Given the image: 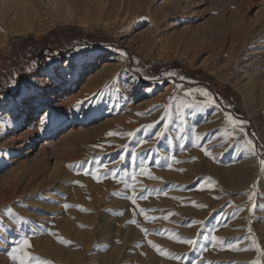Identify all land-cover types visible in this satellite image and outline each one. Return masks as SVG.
Instances as JSON below:
<instances>
[{"label": "rangeland", "instance_id": "rangeland-1", "mask_svg": "<svg viewBox=\"0 0 264 264\" xmlns=\"http://www.w3.org/2000/svg\"><path fill=\"white\" fill-rule=\"evenodd\" d=\"M66 1L0 0L2 124L52 69L0 127V264H264V0Z\"/></svg>", "mask_w": 264, "mask_h": 264}, {"label": "bare ground", "instance_id": "bare-ground-1", "mask_svg": "<svg viewBox=\"0 0 264 264\" xmlns=\"http://www.w3.org/2000/svg\"><path fill=\"white\" fill-rule=\"evenodd\" d=\"M71 1L73 2V0H70V1L67 0L66 1V5L72 7L73 3ZM101 1H104V3L107 2L105 0H101ZM64 2H65V0H64ZM77 2H79V1L77 0ZM117 2H118L117 0H110L111 7H115V5L117 4ZM95 11H96V8L95 9H92V11H90V12L91 13H95ZM87 12H89L88 9H87ZM135 13L136 12H134V14ZM150 18L153 21H157L155 19V17H154L153 14H151ZM136 20H137L138 24H141V23L144 22L143 19L140 16H138L136 18ZM178 25H179V23L177 24V26ZM105 55H106L105 58L107 60H114V59H116L118 57V55L115 54V53H107ZM78 58H79V55H74V56H72L70 58H66L64 60H60L59 62H60L61 65H64V64H68L72 60L73 61H77ZM78 69H79V67H76V70H78ZM51 70L45 69V70L41 71L40 73H38L37 75H35V76H33V77H31L29 79L33 83V85L32 84H27L18 95H15L13 97V101L15 103H17V106L15 108H13L14 112L11 115H8L6 118H2L3 124L0 122V127L2 126L6 130H9L10 129V125L13 124L14 121L15 122L17 121L16 123L19 124V125L24 124L25 123V116L28 114L31 106H34V105L35 106L44 105L50 99V94L48 95V93L46 91H44V90L43 91L38 90V87L37 86L41 83V81L44 79V77L46 76V74L49 71H51ZM71 74H72V72L69 75L68 74L67 75H64V77H68L69 76L68 79H70V77L72 76ZM58 79L59 78L54 79V80H58ZM46 84L47 85H45L43 87L44 89H46V88H48L50 86V82H47ZM33 97H39V98L34 99L36 101V103L33 104V105H31L32 104V100L31 99ZM65 101H66V99H62V102H65ZM67 111L69 112V114L65 118H63V120L60 121L58 124H50L48 122H44L43 127L40 129V134L33 135L29 139L28 142L30 144H32V146L33 145H36L37 141L40 139L39 138L40 135L46 134V133H48V131H49V134L50 135H53V134L57 133L60 129H62L67 124L84 123V122L89 121L91 119V117H92V112H86V113L84 112V113L78 114L75 110H73L71 108H68ZM250 112H251V114H253V111L252 110ZM17 113H21L22 114V118L21 119H17L16 120V118H18L16 116ZM16 151H17V153H19L20 151H22V146H18ZM1 160H2V157H0V165L2 163Z\"/></svg>", "mask_w": 264, "mask_h": 264}, {"label": "snow or ice", "instance_id": "snow-or-ice-1", "mask_svg": "<svg viewBox=\"0 0 264 264\" xmlns=\"http://www.w3.org/2000/svg\"><path fill=\"white\" fill-rule=\"evenodd\" d=\"M35 63V62H34ZM31 69H29V71H30ZM204 95H208L207 93H204ZM46 118V117H45ZM228 119H229V121L231 122V123H233V124H235V121H232V119H231V117H228ZM42 122H43V120H42ZM241 131H243V129H241ZM108 135H115V133H108ZM260 164L262 165V166H264V159H261L260 161ZM133 203H135V200H133ZM65 207H68V205H65ZM143 211V210H142ZM147 218V217H146ZM131 223H135V220H133V221H130ZM205 239H207V237H205ZM186 243H188V244H193V241L192 240H186L185 241ZM25 245H27L28 244V241L27 240H25L24 242H23ZM149 243L151 244V241H149ZM152 247H154V248H157V250L159 251L160 249L158 248V246H156V245H152ZM25 255H27V253H25ZM12 259L13 260H16L17 259V257L15 256V255H13L12 256ZM20 264H25V261H24V259H20Z\"/></svg>", "mask_w": 264, "mask_h": 264}, {"label": "trees", "instance_id": "trees-1", "mask_svg": "<svg viewBox=\"0 0 264 264\" xmlns=\"http://www.w3.org/2000/svg\"><path fill=\"white\" fill-rule=\"evenodd\" d=\"M45 48H46V45H44V49H39V47L38 46H36L35 48H34V52H35V54L36 55H38V61L39 62H41V64L43 65V64H46L47 63V57H45L46 55L44 54L43 55V52L45 51ZM70 53H77V51H71V52H69L68 53V51L67 52H64V53H60L59 55H53L54 56V58L55 57H65L66 55H68V54H70Z\"/></svg>", "mask_w": 264, "mask_h": 264}]
</instances>
